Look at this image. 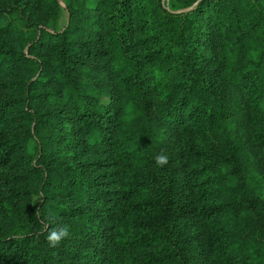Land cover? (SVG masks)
I'll list each match as a JSON object with an SVG mask.
<instances>
[{
    "label": "rangeland",
    "instance_id": "rangeland-1",
    "mask_svg": "<svg viewBox=\"0 0 264 264\" xmlns=\"http://www.w3.org/2000/svg\"><path fill=\"white\" fill-rule=\"evenodd\" d=\"M3 138L0 239L68 225L49 264H264V0H0Z\"/></svg>",
    "mask_w": 264,
    "mask_h": 264
},
{
    "label": "trees",
    "instance_id": "trees-1",
    "mask_svg": "<svg viewBox=\"0 0 264 264\" xmlns=\"http://www.w3.org/2000/svg\"><path fill=\"white\" fill-rule=\"evenodd\" d=\"M194 98L188 100L184 93L180 94L179 101L175 105L177 108H184L187 106L185 118L189 123V127L192 128L197 121ZM19 138L12 139H0V143L7 149L15 145ZM125 143V140H120V144ZM123 153V152H121ZM40 235H33L32 238L27 241L17 240L15 238L0 239V260H6V264H25L27 257L31 254L33 256H40L43 264H49L52 251L54 248L49 247L45 238V234L40 232Z\"/></svg>",
    "mask_w": 264,
    "mask_h": 264
},
{
    "label": "clouds",
    "instance_id": "clouds-1",
    "mask_svg": "<svg viewBox=\"0 0 264 264\" xmlns=\"http://www.w3.org/2000/svg\"><path fill=\"white\" fill-rule=\"evenodd\" d=\"M155 162L157 166L163 167L168 163V156L165 153L157 154L155 157ZM55 219L54 215L49 217V223L51 220ZM70 235V229L68 225H61L58 228H52L48 231L46 240L48 242L49 247L57 248L61 244V242L67 239Z\"/></svg>",
    "mask_w": 264,
    "mask_h": 264
}]
</instances>
